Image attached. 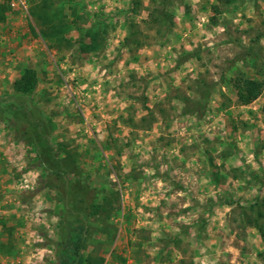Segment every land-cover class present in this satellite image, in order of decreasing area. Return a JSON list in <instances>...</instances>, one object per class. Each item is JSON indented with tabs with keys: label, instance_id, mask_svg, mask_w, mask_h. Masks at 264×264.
<instances>
[{
	"label": "rangeland",
	"instance_id": "obj_1",
	"mask_svg": "<svg viewBox=\"0 0 264 264\" xmlns=\"http://www.w3.org/2000/svg\"><path fill=\"white\" fill-rule=\"evenodd\" d=\"M24 1L0 0V264H264V88L237 100L264 83V0H56L63 41ZM62 177L100 211L66 206Z\"/></svg>",
	"mask_w": 264,
	"mask_h": 264
},
{
	"label": "trees",
	"instance_id": "obj_2",
	"mask_svg": "<svg viewBox=\"0 0 264 264\" xmlns=\"http://www.w3.org/2000/svg\"><path fill=\"white\" fill-rule=\"evenodd\" d=\"M54 1L56 0H39L32 8V14L35 17V20L43 26L42 32L45 37H49L51 39L63 41L66 39L65 34L70 32L77 26L73 25V23L68 21V15L64 12V9H54ZM70 0H59V2L65 4ZM165 1L161 3L163 7H165ZM132 12L137 13L138 8L141 6L140 0H132ZM6 5L0 4V21L4 20L6 17ZM163 11V12H162ZM158 15L152 11L148 20H145V23H148L152 20V23L161 22L166 23L170 18H167V13L163 9ZM170 21V20H169ZM171 22V21H170ZM127 34L125 40L131 44H134L136 47H139L142 44L140 39L141 30L139 29V24L132 18H127L126 23ZM100 30L97 29V24H91L86 30V37L84 39L81 38L79 43V49L81 51H92L98 48L97 40L100 35ZM84 35V36H85ZM88 39V40H87ZM37 84V73L34 69L29 68L24 71L19 80L16 81L15 87L21 93L31 92L35 89ZM264 88V83L261 80L255 78L241 77L237 84V100L240 104L247 105L257 99L262 93ZM202 89H207L204 93V100L208 97L210 86L207 88L206 86H202ZM193 111V110H192ZM1 120L9 121L10 118H6V116L0 114ZM15 120L17 123V127L19 126V122ZM40 123V122H39ZM38 123V124H39ZM25 133L32 136L33 129L26 128ZM52 150H54L52 148ZM65 175V174H64ZM62 187L65 189L64 200L65 205H72V211H77V215L86 216L89 210V213L96 214L102 208V205L95 204L91 200L90 190L87 186H83L80 190H72L69 189L67 185V178L62 177ZM77 189V188H76ZM258 214H262V212H258ZM81 248V243L79 242L76 245V251L78 252ZM100 262L98 261V264ZM89 264H94L92 260H89Z\"/></svg>",
	"mask_w": 264,
	"mask_h": 264
},
{
	"label": "built area",
	"instance_id": "obj_3",
	"mask_svg": "<svg viewBox=\"0 0 264 264\" xmlns=\"http://www.w3.org/2000/svg\"><path fill=\"white\" fill-rule=\"evenodd\" d=\"M19 2L24 6L26 7V2L24 0H19Z\"/></svg>",
	"mask_w": 264,
	"mask_h": 264
}]
</instances>
